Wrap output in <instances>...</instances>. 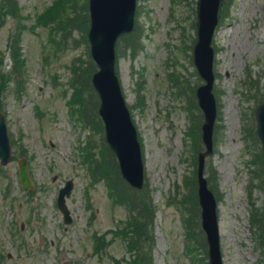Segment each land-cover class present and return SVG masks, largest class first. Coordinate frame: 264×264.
I'll return each mask as SVG.
<instances>
[{
  "label": "rangeland",
  "instance_id": "obj_1",
  "mask_svg": "<svg viewBox=\"0 0 264 264\" xmlns=\"http://www.w3.org/2000/svg\"><path fill=\"white\" fill-rule=\"evenodd\" d=\"M55 1L17 0L18 17H6L0 27V71L10 76L6 90L0 86V111L7 116L13 151L7 166L0 163V264H118L115 259L132 254L119 232L131 218V207L110 196L105 180L93 182L85 154L101 161L107 152L111 161L105 131L82 126L69 103L76 85H86L78 82L82 71L91 84L96 67L90 65L89 28L67 24L66 14L39 23L38 16ZM84 2L77 0L72 13L80 22L90 16L88 7H80ZM196 7L197 0H137L135 28L142 49L134 53L126 39L117 45V71L142 146L145 193L156 207L153 264H208L200 207L195 216L200 244L191 250L189 214L180 204L197 168L194 157L204 149L195 151L190 135L197 123L201 133L204 121L198 103L192 112L190 99L204 82L192 57ZM220 19L214 37V154L207 159L206 175L207 167L215 168L212 190L222 196L218 215L224 264H264V246L250 223L249 197L262 145L247 131L252 127L256 133L255 109L264 100V0H230ZM13 47L25 59L21 70L12 62ZM83 91L90 93L87 87ZM21 157L28 160L35 189L21 183ZM118 170L113 177L119 178ZM68 179H74L75 187L67 199L74 220L67 226L57 197ZM253 196L263 212L264 189L256 186ZM101 236L110 243L97 252Z\"/></svg>",
  "mask_w": 264,
  "mask_h": 264
},
{
  "label": "water",
  "instance_id": "obj_2",
  "mask_svg": "<svg viewBox=\"0 0 264 264\" xmlns=\"http://www.w3.org/2000/svg\"><path fill=\"white\" fill-rule=\"evenodd\" d=\"M224 0H198L197 40L193 48L195 65L205 83L197 89L199 105L204 111L203 140L207 149L199 154L198 196L202 225L207 234L209 264H224L220 247L217 201L204 177L206 157L213 153V129L217 115L213 93L214 48L212 40L219 22L220 7ZM137 0H89L90 29L88 33L91 54L98 65L92 85L100 99L99 113L105 124L106 138L116 153L123 176L131 185H144V162L137 129L123 95L116 71V44L120 37L132 32L135 24ZM9 64V61H7ZM257 133L263 145L264 162V101L256 108ZM12 157L5 115L0 112V161L6 166ZM20 178L27 187L31 183L26 159L19 160ZM74 188L73 180L60 190L58 205L66 223L73 221L66 198Z\"/></svg>",
  "mask_w": 264,
  "mask_h": 264
},
{
  "label": "trees",
  "instance_id": "obj_3",
  "mask_svg": "<svg viewBox=\"0 0 264 264\" xmlns=\"http://www.w3.org/2000/svg\"><path fill=\"white\" fill-rule=\"evenodd\" d=\"M83 4H81L80 7L82 9L87 10L88 6H85L87 5V2H84ZM17 6V0H0V25L3 23V20L5 19L4 17H6L7 14L11 13L15 16H18L19 10ZM77 6H79L77 4V0H57L55 1V4L52 7L46 8L45 11L38 16V22L45 25L50 21L56 20L57 17L66 14V19L64 22H66L67 24H73V26L78 25L81 29L87 30L89 25V16L87 14L83 15L82 20L80 22V20L78 19V15L72 14L74 11L76 12L75 8ZM5 7H7V10L3 12V9L1 8ZM125 39L129 40L130 44L128 45V47H130L134 53H137L142 49L140 37H138V28L135 29V31L130 35L123 37V40ZM15 42H18V38L15 40ZM18 50L17 47H13L12 57L16 61L17 69L21 70V67L24 65L25 59L21 57V52ZM1 63L2 62L0 58V65ZM18 63H21L22 65H19ZM90 65H95L93 60H91ZM95 69L96 67L94 68V70ZM9 79V75L6 76L4 73L0 72V86L2 87V89L6 90L8 86L7 81ZM78 82L80 85L82 84V86H84L85 84L86 85L82 89H78L79 87L76 85L77 88L73 91V97L69 101V103L72 105L75 111H78V119L82 121L81 123L84 127L93 126L94 131H103L104 125L97 111L98 97L95 90L90 84V75L87 76V78L85 79L83 77L82 71V73L78 77ZM86 87L87 90H90V93L87 96H85V91H83ZM94 96L97 98L96 103H94ZM192 99L193 107H196L197 104L195 102V96H193ZM77 104H79V107H76ZM86 114L91 117V120L87 118ZM198 129L199 125H197V132ZM250 130L251 134L252 132L254 133L255 139H258L254 128L251 127V129H247V131ZM194 136L198 137V133H195ZM108 155L110 156L111 161L107 157V152L106 154H103L101 161L100 159L94 158L92 153H86L85 160L89 162V168L91 171V175L94 178V181H99L101 180V178H106L108 186L110 188V195L114 197L117 201L125 202L131 207V218L127 221L126 225L124 224L123 227L119 230L120 234L127 242V246L128 248H130V251L132 253L129 257H124L123 260L126 261V264H153V247L155 244V235L153 232V227L156 207L150 196L145 193L146 186L140 191L133 189L130 186V190H126L125 185H127V183L123 180L121 175L119 176V178L112 176V171L115 170V168L119 169V167L117 161L114 162L115 156L112 155L110 151H108ZM254 161L258 165V169L256 170L257 175L251 180V186L249 188V197L251 201L250 223L253 233L256 236V240L258 241V243L261 241L260 245L261 247H263L264 211H260V208L257 207L255 197L253 196V190L256 186H260L262 189H264V177H262L260 174L263 173L264 175L262 154H257ZM208 172L210 174V185L212 188H214L215 183H213L214 180L211 178L216 179L217 172L213 167H210ZM255 180H259V182L255 183ZM196 196V179L193 176L190 177L189 181L187 182L186 188L184 189L183 193V199L180 203L181 206H185V209L189 214V223L186 224L189 227V236L195 245L191 247V250L199 248L200 244L195 234V216H199V205ZM203 241L206 247V240L204 238V235ZM104 244H107V241L104 239V237L100 238L99 246ZM116 261L118 264H123L122 260L120 259H116Z\"/></svg>",
  "mask_w": 264,
  "mask_h": 264
}]
</instances>
